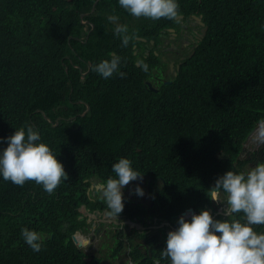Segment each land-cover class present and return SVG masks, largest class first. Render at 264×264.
<instances>
[{
	"label": "trees",
	"instance_id": "obj_1",
	"mask_svg": "<svg viewBox=\"0 0 264 264\" xmlns=\"http://www.w3.org/2000/svg\"><path fill=\"white\" fill-rule=\"evenodd\" d=\"M208 1L206 36L195 52L185 55L176 76L167 72L153 78L136 68L131 56L127 75L113 73L103 82L90 67L110 59L116 49L107 40V16H118L129 35L146 38L157 28L170 27L158 26L167 18L134 17L118 0H0V137L30 124L67 173L51 194L31 180L20 186L0 179V264H100L118 255L113 254L120 244L117 234L105 236L96 257L71 240L75 209L84 202L78 199L83 180L90 166L104 160L127 153L140 172L159 169L150 186L163 177L160 193L172 196L177 210L186 203L196 210L209 207L208 189L233 162L242 168L256 154L264 161L259 151L249 159L237 158L251 128L264 118V0H229L237 23L229 29L215 18L221 5L213 3L224 0ZM124 68L121 61L119 71ZM79 101L89 105L84 116L86 107ZM156 136L172 145L177 138L173 159L142 152ZM37 198L42 199L33 204ZM22 204L20 211L15 209ZM232 218L243 221V213ZM25 227L41 233L39 251L25 244L20 234ZM256 231L264 232V225ZM130 248L140 264L143 255H136L139 250L132 244ZM161 249L151 248L141 264L169 262Z\"/></svg>",
	"mask_w": 264,
	"mask_h": 264
},
{
	"label": "clouds",
	"instance_id": "obj_2",
	"mask_svg": "<svg viewBox=\"0 0 264 264\" xmlns=\"http://www.w3.org/2000/svg\"><path fill=\"white\" fill-rule=\"evenodd\" d=\"M118 3L134 17L152 20L167 18L162 19L158 26L170 23V27L157 28L149 38L134 33L129 35L128 26L117 22L118 16L108 15L107 20L111 23L106 25L107 40L112 45L116 44V49L110 53V59L98 61L94 63V67H90L91 71L94 69L98 73L94 76L103 82L104 78L111 77L113 73L127 75V68L131 69V56L134 66L142 72L153 74V78L157 74L165 77L167 72L176 76L185 55L189 56L195 52L206 36L210 20L208 0H196L185 6L181 5L180 0H118ZM213 4L221 5L215 18L219 19L224 27L229 29L236 26L232 3L229 0ZM261 27L264 28V25ZM93 29L91 25L90 31ZM98 38L102 39L103 36ZM143 45L147 47L144 48ZM125 56L126 60L123 61ZM121 61L124 62L125 73L119 71ZM173 69L175 72H172ZM88 72L89 69L82 72V76ZM144 84L152 89L151 80L144 81ZM84 104L86 109L80 116H84L89 109V105ZM45 119L50 122L49 118ZM59 119L57 118L51 126H56ZM250 139H253L254 143L245 147V143ZM173 140L176 142L172 145L171 141L164 137L156 136L150 141L152 144L146 145L142 152L159 154L163 159H173L177 138ZM0 143L6 145L0 148V179L20 186L31 180L40 184L49 194L67 179V173L62 162L57 159V154L41 140L40 134L30 124L15 128L11 135L0 137ZM255 151L264 154V118L259 119L251 128L241 143L237 158L249 159ZM130 158L133 156L125 153L118 160H104L100 166V163L90 166L87 171V178L83 180L86 185L81 189L83 192L78 198L84 202L75 209L77 222L71 234V240L78 250L94 257L98 256V248L105 236L111 233L113 237L117 228L116 222L128 215L122 210L128 208L127 200H130L134 202V208L145 214L146 228L140 232V237L146 241L148 248L142 246L140 249L147 250V254L144 252L146 258L139 261L140 264L151 255V248H162L161 257L169 260H157L154 264H264V232L256 231L257 225H264V161L257 154L254 162H248L242 168H236L233 162L230 169L226 168L223 174L218 175L208 189L210 206L201 210H196L188 203L182 210H177L172 203L173 197L160 193L164 185L163 177L153 186L148 185L153 193L152 197L145 196V186H142L141 182L148 177L151 179L160 170L145 167L142 172L149 176L142 177ZM95 187L98 190H95ZM26 188L34 191L38 189L36 186ZM132 188H135L137 196H141L138 203L129 195ZM84 193L87 199L83 198ZM41 199L37 198L33 204ZM176 199L179 200L177 197ZM217 202H222L223 210H217ZM92 204L95 208L89 207ZM23 206L24 204L16 206L15 209L20 211ZM36 206L38 205L34 207ZM240 212L243 213V221L232 218ZM82 219L84 222H81ZM65 225L66 223L64 227ZM133 225L137 226L136 223ZM20 234L25 244L33 251L40 250L43 243L40 232L25 227L21 229ZM116 240H119L120 244L113 248V254H119L110 261L121 257L122 264L138 262L130 255V244L134 245L132 239L122 237ZM93 244L96 247V256L92 253Z\"/></svg>",
	"mask_w": 264,
	"mask_h": 264
},
{
	"label": "flooded vegetation",
	"instance_id": "obj_3",
	"mask_svg": "<svg viewBox=\"0 0 264 264\" xmlns=\"http://www.w3.org/2000/svg\"><path fill=\"white\" fill-rule=\"evenodd\" d=\"M139 173L142 174V177H146V176L148 177L149 176L147 173H144V172H139ZM148 178L146 180L142 181L141 185L145 186V188L143 189L144 195L152 197L153 193L148 188V185L152 184V180L148 179ZM155 183H153V184H155ZM129 195L131 196V199H134L137 203H138L139 197H141V196H137L135 194V188H132L129 190ZM139 207H140V209H142L141 206H139ZM134 213H135V215H134ZM127 214L128 215L123 220L116 222L115 226L117 228H116V230H114V233L117 234V237H119V238L130 237L134 243L133 246L139 250V252H136V255H143L139 261H144L146 257H145L144 251L143 250L140 251V249H142V246H145L146 248H148V247L146 246V241L142 237H140V232L146 228L144 226L145 214L139 212L133 206L132 207L128 206ZM133 223H136L137 226H134ZM148 240H150V238ZM114 261H118V264H122L121 257H119L118 259H116ZM135 264H139V263L135 262Z\"/></svg>",
	"mask_w": 264,
	"mask_h": 264
},
{
	"label": "rangeland",
	"instance_id": "obj_4",
	"mask_svg": "<svg viewBox=\"0 0 264 264\" xmlns=\"http://www.w3.org/2000/svg\"><path fill=\"white\" fill-rule=\"evenodd\" d=\"M172 72H175V70L173 69L172 70ZM258 136V135H257ZM257 136H256V139H257ZM254 143V140L253 139H250L249 141H247L246 143H245V147L248 145H251V144H253ZM128 201V205L129 206H133L134 205V202L133 201H130V200H127ZM217 210L218 211H220V210H223L224 209V205L222 204V202L221 203H219V202H217ZM122 212H127V209L126 210H122ZM100 243V241H98L97 242V244H99ZM90 244V243H89ZM88 244V245H89ZM88 245L84 248V250H86L87 249V247H88ZM92 249H93V251H92V253L96 256V247H95V244H93V246H92ZM127 258V257H126ZM100 264H118V261H110V260H108V261H105V260H102V262L100 263Z\"/></svg>",
	"mask_w": 264,
	"mask_h": 264
},
{
	"label": "bare ground",
	"instance_id": "obj_5",
	"mask_svg": "<svg viewBox=\"0 0 264 264\" xmlns=\"http://www.w3.org/2000/svg\"><path fill=\"white\" fill-rule=\"evenodd\" d=\"M196 19H197V17H195ZM95 190H98V188L97 187H95Z\"/></svg>",
	"mask_w": 264,
	"mask_h": 264
},
{
	"label": "water",
	"instance_id": "obj_6",
	"mask_svg": "<svg viewBox=\"0 0 264 264\" xmlns=\"http://www.w3.org/2000/svg\"><path fill=\"white\" fill-rule=\"evenodd\" d=\"M170 68L172 69V64H170ZM87 109H88V107H87Z\"/></svg>",
	"mask_w": 264,
	"mask_h": 264
}]
</instances>
